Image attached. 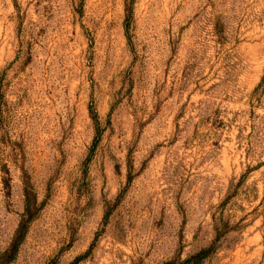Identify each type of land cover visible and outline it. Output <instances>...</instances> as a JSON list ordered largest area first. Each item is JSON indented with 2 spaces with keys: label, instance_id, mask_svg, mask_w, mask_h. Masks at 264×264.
<instances>
[{
  "label": "rangeland",
  "instance_id": "rangeland-1",
  "mask_svg": "<svg viewBox=\"0 0 264 264\" xmlns=\"http://www.w3.org/2000/svg\"><path fill=\"white\" fill-rule=\"evenodd\" d=\"M220 222L200 264H264V0H0V264H182Z\"/></svg>",
  "mask_w": 264,
  "mask_h": 264
},
{
  "label": "trees",
  "instance_id": "trees-1",
  "mask_svg": "<svg viewBox=\"0 0 264 264\" xmlns=\"http://www.w3.org/2000/svg\"><path fill=\"white\" fill-rule=\"evenodd\" d=\"M94 122L96 125H98V115H94ZM99 130V129H98ZM231 197V196H229ZM228 199V198H227ZM227 200H225L226 202ZM224 202V203H225ZM35 215H34V201H31L29 196L26 198V208H25V213L24 216L19 224V227L17 229L16 235L11 243V247L9 250V253L11 254L10 260L15 259L17 256L19 249L24 242L26 235L29 230V225L33 221ZM217 226L215 228L216 230V236L212 243L206 247L198 251L197 253L191 255L187 259H185L182 264H200L202 263L205 259H207L210 255H212L214 252L218 250L220 241L225 233H228V229L224 227V225L220 223H216ZM166 264H174L173 262H167Z\"/></svg>",
  "mask_w": 264,
  "mask_h": 264
}]
</instances>
